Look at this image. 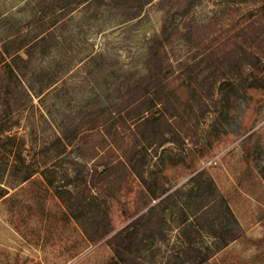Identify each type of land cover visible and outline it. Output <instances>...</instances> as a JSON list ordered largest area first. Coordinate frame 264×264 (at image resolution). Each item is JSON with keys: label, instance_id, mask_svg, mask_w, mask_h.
Wrapping results in <instances>:
<instances>
[{"label": "rangeland", "instance_id": "374dc122", "mask_svg": "<svg viewBox=\"0 0 264 264\" xmlns=\"http://www.w3.org/2000/svg\"><path fill=\"white\" fill-rule=\"evenodd\" d=\"M2 122L26 167L0 155V264H120L114 234L181 188L135 257L200 209L194 244L241 228L204 264H264V0H0Z\"/></svg>", "mask_w": 264, "mask_h": 264}, {"label": "trees", "instance_id": "16d2710c", "mask_svg": "<svg viewBox=\"0 0 264 264\" xmlns=\"http://www.w3.org/2000/svg\"><path fill=\"white\" fill-rule=\"evenodd\" d=\"M41 40H37L36 44H39ZM29 55V54H28ZM21 60L26 61L23 57H19ZM10 126L2 122L0 124V133L2 132H9ZM63 139V138H62ZM15 144V139L13 135H8L4 142H0V155L5 160H10L12 162V166L17 168L22 173V167H26V161L22 157L21 154H15L12 158L11 155V147L13 148ZM10 162V163H11ZM8 165V163L6 162ZM14 168V169H15ZM16 172V173H18ZM34 173H26L24 176L21 175H11V179L17 178L15 180H27ZM142 180H145L143 175H140ZM13 180L5 181L4 183L0 184V199L8 194L9 189L12 188L14 185L12 183ZM184 189H176L167 193L158 203L152 205L148 208V210L141 215L137 216L134 220H132L128 225L120 229L117 233L113 236V250L115 254V258L117 261L122 264L125 263L127 260H133L131 264H157V263H150L146 260L148 255L144 257L145 259H141L140 256L135 257L132 252L133 246L137 245V252H142V248L146 247V243L152 239L153 241L156 239L155 235V225H153V219L155 212L157 209L167 201V199H171L173 195L184 193ZM175 193V194H174ZM193 194H188L189 200L195 202L196 204L201 205L198 199L194 200L195 198L192 196ZM223 200L226 202V199L219 195ZM227 208L230 207L227 204ZM196 213L194 219L186 218L188 215L185 210H183L184 218L182 219L181 227L182 231L180 233V243L174 247L168 249V253L162 257V261L159 264H204L209 261L212 257H214L219 251L223 250L228 244L233 241L238 236V232L241 231L240 225L238 220L235 218L234 223L236 227L233 226H224V228L214 229L211 228L210 231H206L205 236H211L214 238V242L212 243H205L202 242L200 244H194L193 240L204 233L203 230L198 225L200 222L201 217L203 218V214L206 211H202L200 209H196ZM233 218L234 214L231 212ZM149 225L152 234L140 236L141 231L146 229ZM148 229V228H147ZM195 234V235H194ZM137 239H140V242L137 243ZM162 240V239H160ZM158 262V261H156Z\"/></svg>", "mask_w": 264, "mask_h": 264}]
</instances>
